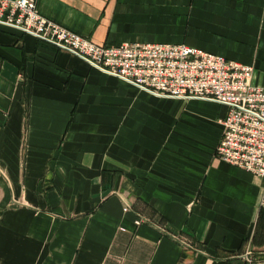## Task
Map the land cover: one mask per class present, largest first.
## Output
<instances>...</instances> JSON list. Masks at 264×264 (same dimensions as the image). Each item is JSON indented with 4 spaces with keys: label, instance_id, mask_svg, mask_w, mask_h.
<instances>
[{
    "label": "crops",
    "instance_id": "0c3cea01",
    "mask_svg": "<svg viewBox=\"0 0 264 264\" xmlns=\"http://www.w3.org/2000/svg\"><path fill=\"white\" fill-rule=\"evenodd\" d=\"M36 1L98 45L186 44L264 87V0ZM227 114L0 25V264H264V179L216 157Z\"/></svg>",
    "mask_w": 264,
    "mask_h": 264
},
{
    "label": "built area",
    "instance_id": "2783aa9c",
    "mask_svg": "<svg viewBox=\"0 0 264 264\" xmlns=\"http://www.w3.org/2000/svg\"><path fill=\"white\" fill-rule=\"evenodd\" d=\"M0 25L71 53L153 96L226 106L216 157L264 179V87L254 84L252 66L186 44L98 45L43 16L36 0H0ZM261 203L264 208V187ZM144 223L151 222L137 215L136 224Z\"/></svg>",
    "mask_w": 264,
    "mask_h": 264
},
{
    "label": "rangeland",
    "instance_id": "374dc122",
    "mask_svg": "<svg viewBox=\"0 0 264 264\" xmlns=\"http://www.w3.org/2000/svg\"><path fill=\"white\" fill-rule=\"evenodd\" d=\"M251 66V65H250ZM253 67V66H252ZM254 68V67H253ZM264 187V186H263ZM253 260V259H252Z\"/></svg>",
    "mask_w": 264,
    "mask_h": 264
}]
</instances>
